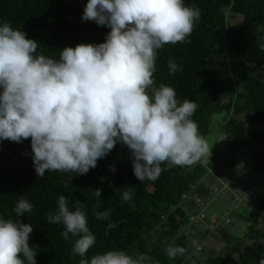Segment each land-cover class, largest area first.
Returning <instances> with one entry per match:
<instances>
[{"label": "trees", "instance_id": "16d2710c", "mask_svg": "<svg viewBox=\"0 0 264 264\" xmlns=\"http://www.w3.org/2000/svg\"><path fill=\"white\" fill-rule=\"evenodd\" d=\"M87 2L0 0V23L10 22L13 28L25 31L27 38L36 40L37 54L58 58L65 47L105 42L108 27L82 20ZM183 3L199 8L201 18L186 42L166 44L158 50L153 79L157 87L160 84L173 87L179 101L187 98L198 105L191 119L197 122L199 133L205 138L211 133L213 117L225 115L228 126L225 152L217 157L209 153L207 163L174 166L162 172L156 181L141 182L134 175L129 150L117 143L87 174L72 176L47 171L40 178L33 166L31 138L23 143L0 140V216L33 225L29 245L36 248L37 264L79 262L80 257L72 253V240L76 238L65 240L61 236L64 226L46 220L49 212H55L60 196L66 197L70 210H74L76 200L84 206L88 227L96 237L86 254L89 260L95 254L124 250L128 254L147 253L160 264H259L264 253V83L251 78L250 73L264 69V52L257 46V37L264 36V0H183ZM236 15L243 17L239 24L230 22V17ZM170 60L181 70L170 74ZM213 60L217 62L212 63ZM249 62H255V68H250ZM260 77L264 78V71H260ZM228 87H234L235 92L230 101L224 102L221 94ZM244 115L248 118L237 119ZM238 152L249 153L250 160L235 157ZM251 155L255 165H249L248 170L256 174L257 180L242 182L237 177L236 182L233 179L236 174L229 171L239 168L238 162L249 164ZM217 164H221L223 173H218ZM109 166H115L116 171H110ZM213 175L225 177L228 185L232 179L235 181L227 192L236 198L237 209L231 206L233 199L223 197L225 191L212 179ZM128 186L132 200L125 202L122 193ZM97 188L102 189L99 200L94 195ZM212 188L215 191L209 193ZM21 195L34 207L31 213L19 218L13 208ZM197 198L204 206L195 202ZM214 198L218 199V206L226 203V216L220 207L218 213L207 215L211 208H216L211 206ZM97 204L99 207L94 208ZM187 205L194 208L193 213L187 214ZM106 210L111 212L110 221L98 220L95 211ZM201 212L207 213L203 225L191 223V216ZM234 221L248 224L244 237L233 234L230 227ZM109 222L117 227L106 234ZM190 230L196 232L193 240L189 238L193 233ZM169 244L183 246L187 252L170 260L165 255ZM195 253L204 258L198 260Z\"/></svg>", "mask_w": 264, "mask_h": 264}, {"label": "clouds", "instance_id": "9594fccd", "mask_svg": "<svg viewBox=\"0 0 264 264\" xmlns=\"http://www.w3.org/2000/svg\"><path fill=\"white\" fill-rule=\"evenodd\" d=\"M200 18L201 10L183 0H88L82 20L108 27L105 42L65 47L58 58L37 54L36 40L10 22L0 23V140L23 143L31 138L33 166L40 178L47 171L87 174L117 143L129 150L134 175L141 182L156 181L174 166L207 163L208 143L191 119L198 105L187 98L179 101L173 87H157L153 79L158 50L186 42ZM257 46L264 52V36L257 37ZM248 64L255 68V62ZM168 66L170 74L181 70L172 60ZM260 71L264 69L250 77L264 83ZM109 168L116 171L115 166ZM213 176L233 206L237 200L227 192L233 181L228 185L225 177ZM101 193L102 189L94 190L97 200ZM122 200H132L130 186ZM33 207L21 195L13 211L20 218ZM73 207L70 210L66 197L60 196L46 220L64 226L65 240L76 238L72 253L80 257L78 264H160L147 253L124 250H109L89 260L86 254L96 237L82 202L76 200ZM95 216L110 221L111 212L95 211ZM201 222L199 218L194 224ZM115 227L109 222L106 234ZM32 232L31 223L0 216V264H37L36 248L29 245ZM186 252L173 244L165 249L170 260ZM259 264H264V253Z\"/></svg>", "mask_w": 264, "mask_h": 264}, {"label": "rangeland", "instance_id": "374dc122", "mask_svg": "<svg viewBox=\"0 0 264 264\" xmlns=\"http://www.w3.org/2000/svg\"><path fill=\"white\" fill-rule=\"evenodd\" d=\"M229 15L231 16V13H229ZM236 16L237 17H230V22L231 23H238L239 24V23L242 22L243 17L240 16V15H236ZM217 60L219 61L220 59H217ZM215 62H217V61L216 60L212 61V63H215ZM238 91H240V90H238ZM233 92H235L234 91V87L233 88L232 87H228L221 94L222 100L224 102L230 101L232 96H233ZM224 117H225L224 114L223 115L222 114L221 115H216V116L213 117V122H212V126H211V133L206 138V141H207L209 149H210V153L214 154V157H217L219 154H222V153L225 152L224 143H225V140H226V137H227V134H228V126H227L226 120H224ZM247 118H248L247 115H244L243 117L242 116L241 117H237L238 120H244V119H247ZM242 156H245L248 160H250V158H249L250 154L249 153L240 152L235 157H242ZM246 158H244V159H246ZM252 159H253V156L251 155V161H250L249 164H247L248 161H247V163H242L241 162V164H239V162H238L239 168H233V169H231L229 171L231 173V175L236 174V177L235 176L233 177V179L236 180V182H237V177L242 182L245 181V180H246V182H247V180H257L256 174L253 173V172H249V170H248V166L249 165H250V167H253L255 165V163H254V161ZM222 166L224 168H226L227 165L222 163ZM222 166H221V164H217L216 168L218 169V173H223V171H222L223 167ZM246 172H248L247 175H246ZM233 179L231 181H233L235 183V181ZM208 191H209V193H210V191L212 193L213 191H215V188L208 189ZM217 200L218 199L214 198L211 201V203H212L211 206L216 207V208L215 209L211 208L210 212L208 214L206 213L208 216H210V213H213V214L218 213L219 210L223 211L224 216H226L228 214L227 213L228 207H227L226 203L221 202V203H219V206H218L217 205V203H218ZM204 201H206V200H204ZM195 202L199 206H204V204H203V202H202V200L200 198H197L195 200ZM217 207H220L219 210L217 209ZM185 209H186L187 214L193 213V211H194V208L190 207L189 205L185 206ZM206 214H205V212H201V213H199L197 215L191 216V218H190L191 223H197L199 221L200 217H201V220L203 222H205ZM203 222H201V225H203ZM247 226H248L247 223L234 221L233 225L230 228L233 231V234L235 236H237L238 238H242V237H244L243 231H246V227ZM187 228H189V227H185V231H186ZM190 231H193V230H190ZM196 237H197L196 236V232L194 230L193 233L190 234L189 238H191L193 240ZM262 240H263V246H264V238L263 237H262ZM262 240H261V242H262ZM207 252H208V249H206L205 253L207 254ZM195 254H197V253H195ZM202 258H204V255L200 256L199 254H197V259L198 260H200Z\"/></svg>", "mask_w": 264, "mask_h": 264}, {"label": "built area", "instance_id": "2783aa9c", "mask_svg": "<svg viewBox=\"0 0 264 264\" xmlns=\"http://www.w3.org/2000/svg\"><path fill=\"white\" fill-rule=\"evenodd\" d=\"M236 205L234 204L233 207H235ZM201 218V217H200Z\"/></svg>", "mask_w": 264, "mask_h": 264}, {"label": "crops", "instance_id": "0c3cea01", "mask_svg": "<svg viewBox=\"0 0 264 264\" xmlns=\"http://www.w3.org/2000/svg\"><path fill=\"white\" fill-rule=\"evenodd\" d=\"M224 198H227V197H224Z\"/></svg>", "mask_w": 264, "mask_h": 264}]
</instances>
